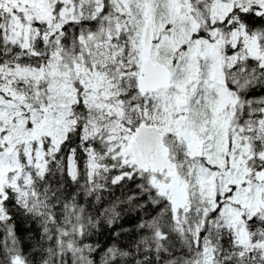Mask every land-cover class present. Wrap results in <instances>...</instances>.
I'll use <instances>...</instances> for the list:
<instances>
[{
    "label": "snow or ice",
    "instance_id": "obj_1",
    "mask_svg": "<svg viewBox=\"0 0 264 264\" xmlns=\"http://www.w3.org/2000/svg\"><path fill=\"white\" fill-rule=\"evenodd\" d=\"M0 264H264V0H0Z\"/></svg>",
    "mask_w": 264,
    "mask_h": 264
}]
</instances>
